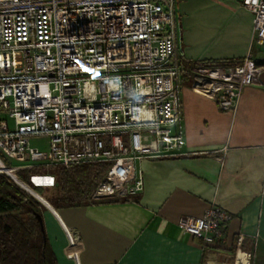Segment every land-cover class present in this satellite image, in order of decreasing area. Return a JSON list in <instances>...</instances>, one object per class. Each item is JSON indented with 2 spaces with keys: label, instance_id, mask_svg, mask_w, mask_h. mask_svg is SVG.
Segmentation results:
<instances>
[{
  "label": "built area",
  "instance_id": "2783aa9c",
  "mask_svg": "<svg viewBox=\"0 0 264 264\" xmlns=\"http://www.w3.org/2000/svg\"><path fill=\"white\" fill-rule=\"evenodd\" d=\"M240 1L253 14L248 54L190 69L175 59L176 0H0V174L26 189L23 170L105 164L91 200L137 197L141 160L187 154L185 76L223 111L259 81L264 65L253 50L264 53V0ZM230 218L213 205L178 226L213 244ZM70 253L78 254L77 241Z\"/></svg>",
  "mask_w": 264,
  "mask_h": 264
},
{
  "label": "crops",
  "instance_id": "0c3cea01",
  "mask_svg": "<svg viewBox=\"0 0 264 264\" xmlns=\"http://www.w3.org/2000/svg\"><path fill=\"white\" fill-rule=\"evenodd\" d=\"M222 7L210 25L214 29L219 19L222 39L203 46L185 42L178 3L176 60L192 69L230 65L248 54L253 14L240 0H225ZM260 51L254 47L253 53L264 65ZM191 84L185 76L187 154L141 160L144 188L137 197L77 206L43 204L44 230L56 264H239L245 253L251 254L250 264H264V68L257 83L242 89L232 110H220ZM213 205L231 216L216 243L204 244L179 228L182 216L201 217ZM71 241L78 243L75 257Z\"/></svg>",
  "mask_w": 264,
  "mask_h": 264
},
{
  "label": "trees",
  "instance_id": "16d2710c",
  "mask_svg": "<svg viewBox=\"0 0 264 264\" xmlns=\"http://www.w3.org/2000/svg\"><path fill=\"white\" fill-rule=\"evenodd\" d=\"M58 169L60 195L52 205L77 206L93 201L91 195L106 165L86 164ZM30 170L20 172L22 180L26 181L25 172ZM29 188L30 193L49 205L41 194ZM43 207L10 177L0 174V264H56L44 227L35 215V212L42 214Z\"/></svg>",
  "mask_w": 264,
  "mask_h": 264
},
{
  "label": "rangeland",
  "instance_id": "374dc122",
  "mask_svg": "<svg viewBox=\"0 0 264 264\" xmlns=\"http://www.w3.org/2000/svg\"><path fill=\"white\" fill-rule=\"evenodd\" d=\"M224 1L225 0H176V7H177L176 19H177L178 35H179V15H178V3H179L180 11L183 15L181 23L183 25V29L185 30L184 33L185 42L192 41L195 44L199 43L200 45L204 46V45H209L213 41L215 42L221 41L222 35H220L218 30L216 29V27L219 28L218 26H220L219 19L218 22H216L217 25L216 27L214 24V29L210 25L213 23L211 16H217L215 13H217L219 9L223 8L222 4ZM187 38L189 40H187ZM258 49L261 50L262 52V48L258 47ZM254 53L256 54V52ZM31 143L34 146L39 147L41 149H45L48 144L46 138H33L31 139ZM19 175L21 176V174ZM25 175L27 176L25 182L29 186H31L35 191L41 194L42 197L46 200V203L49 202L51 205L54 204V201L60 195V187L58 184V177H59L58 167H45V166L37 167L35 170L31 169L30 171H26ZM20 187L26 192L27 190L31 192L30 188L27 185H26V189H24L22 186ZM29 194L32 195L31 193ZM40 203L42 204V202Z\"/></svg>",
  "mask_w": 264,
  "mask_h": 264
},
{
  "label": "water",
  "instance_id": "95a60500",
  "mask_svg": "<svg viewBox=\"0 0 264 264\" xmlns=\"http://www.w3.org/2000/svg\"><path fill=\"white\" fill-rule=\"evenodd\" d=\"M32 194V193H31ZM34 197H36L34 194H32ZM40 202H42L38 197H36ZM48 202V201H47ZM49 203V202H48ZM42 204H44L43 202H42ZM45 205V204H44ZM49 205L52 207V205L49 203ZM45 206H47V205H45ZM35 215L37 216V218H38V220H39V222H40V224H41V226H42V228L44 227V222H43V216H42V214H40V213H38V212H35Z\"/></svg>",
  "mask_w": 264,
  "mask_h": 264
},
{
  "label": "bare ground",
  "instance_id": "6f19581e",
  "mask_svg": "<svg viewBox=\"0 0 264 264\" xmlns=\"http://www.w3.org/2000/svg\"><path fill=\"white\" fill-rule=\"evenodd\" d=\"M43 202V201H42ZM44 203V202H43ZM45 204V203H44ZM239 258H240V260L242 259V260H244V255H240L239 256ZM240 260H239V262H240Z\"/></svg>",
  "mask_w": 264,
  "mask_h": 264
}]
</instances>
